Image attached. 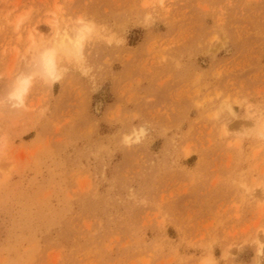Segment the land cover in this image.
Here are the masks:
<instances>
[{
    "label": "rangeland",
    "instance_id": "374dc122",
    "mask_svg": "<svg viewBox=\"0 0 264 264\" xmlns=\"http://www.w3.org/2000/svg\"><path fill=\"white\" fill-rule=\"evenodd\" d=\"M0 264H264V0H0Z\"/></svg>",
    "mask_w": 264,
    "mask_h": 264
},
{
    "label": "bare ground",
    "instance_id": "6f19581e",
    "mask_svg": "<svg viewBox=\"0 0 264 264\" xmlns=\"http://www.w3.org/2000/svg\"><path fill=\"white\" fill-rule=\"evenodd\" d=\"M86 29H87V27H86ZM65 35L66 34L63 32L62 35H59V36H61V38L59 36L58 37L60 39H62V41H63V39H65V38H62V37H65ZM82 36H83V34L80 33L79 39L74 42L75 46L79 47V45H80V39L82 38ZM60 39H59V41H60ZM52 53H53L52 51H44L41 54L40 60L38 61L39 63L41 62V65H42V67H40V68H43V70H45L48 74L52 72L53 66H54V62H53L54 59H53V54ZM25 86H27V85L25 84L23 86V88L20 89V91H19V93L17 95L19 99H21L20 92H23L25 90ZM17 91H18V89H17ZM17 91H15V92H17Z\"/></svg>",
    "mask_w": 264,
    "mask_h": 264
}]
</instances>
